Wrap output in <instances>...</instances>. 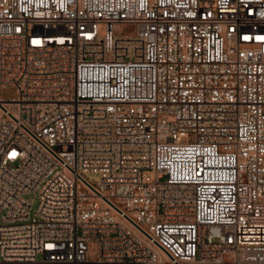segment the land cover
<instances>
[{"label": "built area", "instance_id": "1", "mask_svg": "<svg viewBox=\"0 0 264 264\" xmlns=\"http://www.w3.org/2000/svg\"><path fill=\"white\" fill-rule=\"evenodd\" d=\"M0 90V264H264V0H0Z\"/></svg>", "mask_w": 264, "mask_h": 264}, {"label": "rangeland", "instance_id": "2", "mask_svg": "<svg viewBox=\"0 0 264 264\" xmlns=\"http://www.w3.org/2000/svg\"><path fill=\"white\" fill-rule=\"evenodd\" d=\"M0 96L3 98H8L9 96H11V93L9 91L6 90H0ZM25 197H32V195H26ZM37 204V200L33 197V202H32V207L34 208ZM85 264H127V263H85ZM158 264H171L169 263L164 257L161 258L160 263ZM218 264H230L229 261H223L220 262Z\"/></svg>", "mask_w": 264, "mask_h": 264}]
</instances>
